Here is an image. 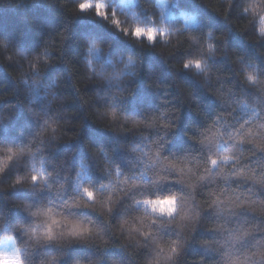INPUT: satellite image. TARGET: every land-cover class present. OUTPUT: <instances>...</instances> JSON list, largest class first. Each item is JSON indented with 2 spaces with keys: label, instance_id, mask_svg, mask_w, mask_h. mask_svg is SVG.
Here are the masks:
<instances>
[{
  "label": "clouds",
  "instance_id": "clouds-1",
  "mask_svg": "<svg viewBox=\"0 0 264 264\" xmlns=\"http://www.w3.org/2000/svg\"><path fill=\"white\" fill-rule=\"evenodd\" d=\"M0 264H264V0H0Z\"/></svg>",
  "mask_w": 264,
  "mask_h": 264
}]
</instances>
